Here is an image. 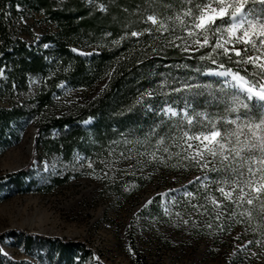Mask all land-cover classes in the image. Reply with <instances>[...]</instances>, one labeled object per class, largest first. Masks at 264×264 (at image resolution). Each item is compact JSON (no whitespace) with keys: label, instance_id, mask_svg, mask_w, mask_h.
I'll list each match as a JSON object with an SVG mask.
<instances>
[{"label":"rangeland","instance_id":"obj_1","mask_svg":"<svg viewBox=\"0 0 264 264\" xmlns=\"http://www.w3.org/2000/svg\"><path fill=\"white\" fill-rule=\"evenodd\" d=\"M248 7L261 11L260 5L251 0ZM18 9L20 16L11 24L14 32L30 49L37 50L45 35L56 29L39 13L22 6ZM214 42L210 37V45ZM234 46L244 48L243 44ZM194 48L198 46L189 44L190 50ZM72 49H77L74 54L90 58L97 54L99 45L79 41ZM247 54L264 57V50L254 52L249 45ZM257 63H264V59ZM8 71L10 68L0 65V109L22 111L18 119L0 131V264H264L263 251L252 245L251 236L239 225L214 230L209 223L213 215L223 214V204L214 188H210L209 178L215 172L212 168L217 169L222 161L219 155H207L206 161L190 158L188 143L195 148L198 142L186 143L183 136V131L202 128L180 130L167 151L154 145L146 148L145 157L134 149L112 153L101 161L103 170L93 169L89 158L79 151L65 159L54 149L51 153L37 149V124L42 117L33 110L39 81L28 75L26 88L8 87ZM223 71L226 70L213 69L211 74L203 75L218 78L247 96L234 86L230 75L216 74ZM197 78L164 77L157 89L162 108L167 103L179 115L178 105H190L188 95L201 88ZM185 83L194 87L181 88ZM104 85L101 82L85 89L62 83L52 95V105L44 107L43 116L69 113L75 105L96 97ZM172 88L181 91L173 92ZM144 94L141 97H146ZM251 100L261 102L255 97ZM190 109L187 108L188 113ZM92 122L88 119L81 126L88 129ZM242 131L247 133L248 129ZM61 133L53 129L46 138L56 140ZM227 139L235 143L234 136ZM205 162L209 167H203ZM227 162L231 160L223 163ZM236 165L244 175L236 174L232 180L251 179L246 167ZM121 172L143 178H116ZM62 180V184L55 183ZM253 183H259L258 175ZM217 186L233 189L231 201L236 200L239 189L234 184ZM242 186L246 194L243 200L258 199L256 204L262 201L264 192L257 194L247 185ZM210 198L218 199L219 207L215 208ZM49 240L78 243L84 246L87 256L77 251L66 258Z\"/></svg>","mask_w":264,"mask_h":264},{"label":"trees","instance_id":"obj_2","mask_svg":"<svg viewBox=\"0 0 264 264\" xmlns=\"http://www.w3.org/2000/svg\"><path fill=\"white\" fill-rule=\"evenodd\" d=\"M206 1L193 0V3ZM19 6L39 13L56 29V32L45 35L37 50L30 49L11 25L20 16ZM190 6L187 0H0V65L10 68L7 86L26 88L28 75L39 81L33 110L42 117L37 124V149L47 153L54 149L53 152L65 159L79 151L89 158L93 169L100 167L103 170L101 161L112 153L134 149L144 153L142 157H145L146 148L151 149L154 145L163 150L172 148L174 137L180 130L201 128V117L196 113L208 114L222 134L235 129V125L226 123V120L239 116L238 123L243 124V121H258L264 117L261 102L247 99L246 95L218 78L203 75L209 68L231 69L258 86L264 83L258 67L250 63L237 64L238 58L231 53V59L213 53L217 63L212 64L207 58L211 51L209 46L182 51L183 45H169L170 41L180 44L179 40H173V36H185L175 16L182 15L181 9ZM148 15H154L158 23L154 25L148 21ZM161 22L164 28H160ZM133 31L141 34L134 37L131 35ZM79 41L99 45L97 54L90 58L74 54L71 47ZM101 42H104L102 46ZM201 56L206 58L201 60ZM167 75L184 78L195 75L200 80L201 88L188 95L191 105L188 114L194 120L191 128L187 121L180 119L181 113L173 119L159 114L162 105L157 89ZM101 82L105 85L92 100L75 105L69 113L60 116H43L44 107L52 105V95L62 83L72 88L89 89ZM145 91H151L155 96L141 97ZM234 97L236 111L232 110ZM245 103L247 109L240 107ZM21 111L20 108L0 109V131L18 119ZM88 119L94 122L85 129L81 123ZM53 129L62 132L56 140L46 138ZM158 140L161 142L157 143ZM236 164L231 160L211 172L210 188L216 191L217 185H222L216 181H231L236 174L229 169H238ZM124 173H119L116 178H143ZM55 183L62 184L63 180ZM216 193L223 204V214L221 217L212 216L209 223L213 229L239 225L251 236L252 245L258 246L264 255V197H260L262 201L258 204V199H253V204L249 205L247 200L237 204L236 200H224L219 192ZM49 241L66 258L70 259L77 251L87 256L84 246L78 243Z\"/></svg>","mask_w":264,"mask_h":264},{"label":"snow or ice","instance_id":"obj_3","mask_svg":"<svg viewBox=\"0 0 264 264\" xmlns=\"http://www.w3.org/2000/svg\"><path fill=\"white\" fill-rule=\"evenodd\" d=\"M190 7H184L181 9V14L175 16V21L179 22L180 27L187 36H173V40H179L180 44H173L169 42L170 46L183 47L182 51L189 50V44H194L198 48H205L210 46L211 51L207 53V58L211 60L212 64L217 63V59L213 57V53L216 56L223 55L231 59L229 54H234L238 59L235 61L237 64L250 63L254 67L260 69L261 79H264V63H257L264 59L262 56L248 55V46L251 45L252 50H264V0H251L252 4H259L261 7L260 12H256L253 8L248 7L250 0H207L204 3H193V0H187ZM187 18V19H185ZM172 19V17H169ZM147 20L152 24H157V18L154 15H148ZM160 28H164L165 25L161 22ZM149 31V29H145ZM141 33L133 31L132 36H139ZM203 37L201 39L200 37ZM210 37L214 38L215 42L210 45ZM255 38H258L255 39ZM236 44H243L244 48L235 47ZM229 45H233L229 47ZM194 48L192 50H198ZM76 52L77 49H72ZM206 57L201 56L200 59L204 60ZM220 67H224L223 64ZM205 72L211 74L213 69H205ZM220 76H231L235 81L236 87H239L241 91L247 93V99L251 100L253 97L259 99L264 107V83H259L258 87L249 83V81L239 72H232L231 69H227L223 72L216 73ZM227 83V81H226ZM192 84H182L181 88L192 89ZM207 87V86H205ZM181 88H172L173 92H180ZM151 91L146 92L144 95L151 96ZM139 103V101H137ZM179 109V112L183 113L180 119L187 121L189 128L193 125V116L188 114L187 108ZM240 107L248 108V104H242ZM232 110H237L236 98H233ZM160 112L164 116L177 117L178 110L169 106L167 103ZM201 117L199 123L203 130L190 132L183 131V136L188 140L198 142L194 148L193 144L188 143V148L192 150L190 158L199 160H205L206 156L211 155L213 158L220 156L222 163L224 161L233 160L239 168H245L251 179L232 180L224 179L223 182L216 181L217 184H229L235 185V188L239 189L236 203L239 204L246 198L245 190L242 185H247L254 193L264 192V117L260 118L258 122L252 123L246 121L243 125L238 123L240 117L231 120H226V123L235 125V129L232 131H225L221 133L220 128L217 127L216 122L206 113H196ZM217 119H220L219 117ZM206 122V123H205ZM210 126V127H209ZM243 128H247L248 132L244 133ZM235 137V143H232L227 137ZM243 136V139H241ZM161 141H157L160 143ZM167 151V149H165ZM228 153V154H226ZM239 158V159H237ZM91 166V165H90ZM203 167H209L207 162ZM230 171L243 177V172L237 168H230ZM212 171H217L216 168H212ZM259 178V183H253L254 180ZM218 191L225 200H231L234 196V190L228 189L224 186H219ZM163 195V194H161ZM185 195H191L185 193ZM211 203L217 207L220 205V201L215 198H210ZM247 204H253V198H247ZM195 207V206H194ZM250 215V213H249ZM186 223V221H185ZM2 251V250H0Z\"/></svg>","mask_w":264,"mask_h":264}]
</instances>
